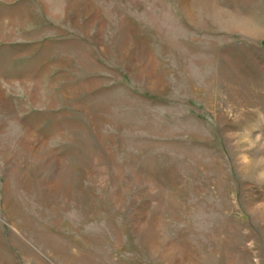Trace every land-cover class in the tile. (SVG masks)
<instances>
[{
	"label": "rangeland",
	"instance_id": "374dc122",
	"mask_svg": "<svg viewBox=\"0 0 264 264\" xmlns=\"http://www.w3.org/2000/svg\"><path fill=\"white\" fill-rule=\"evenodd\" d=\"M0 264H264V0H0Z\"/></svg>",
	"mask_w": 264,
	"mask_h": 264
}]
</instances>
